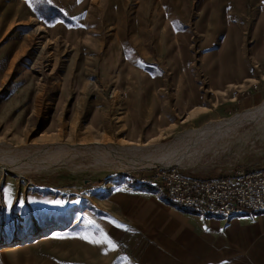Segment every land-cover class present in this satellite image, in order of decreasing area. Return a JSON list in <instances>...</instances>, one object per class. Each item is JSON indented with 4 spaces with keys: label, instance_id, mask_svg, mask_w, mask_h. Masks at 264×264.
<instances>
[{
    "label": "rangeland",
    "instance_id": "374dc122",
    "mask_svg": "<svg viewBox=\"0 0 264 264\" xmlns=\"http://www.w3.org/2000/svg\"><path fill=\"white\" fill-rule=\"evenodd\" d=\"M263 107L264 0H0V264L93 263L101 233L126 252L174 204L154 167L264 166L255 119L198 141ZM141 145L171 154L132 167Z\"/></svg>",
    "mask_w": 264,
    "mask_h": 264
},
{
    "label": "crops",
    "instance_id": "0c3cea01",
    "mask_svg": "<svg viewBox=\"0 0 264 264\" xmlns=\"http://www.w3.org/2000/svg\"><path fill=\"white\" fill-rule=\"evenodd\" d=\"M171 205L157 207L151 223H134L140 233L127 234L126 252L105 249L84 264H264V211H244L227 221Z\"/></svg>",
    "mask_w": 264,
    "mask_h": 264
},
{
    "label": "built area",
    "instance_id": "2783aa9c",
    "mask_svg": "<svg viewBox=\"0 0 264 264\" xmlns=\"http://www.w3.org/2000/svg\"><path fill=\"white\" fill-rule=\"evenodd\" d=\"M149 181L161 184L172 203L204 214L233 217L264 211V166L204 178L185 174L175 165H159Z\"/></svg>",
    "mask_w": 264,
    "mask_h": 264
},
{
    "label": "bare ground",
    "instance_id": "6f19581e",
    "mask_svg": "<svg viewBox=\"0 0 264 264\" xmlns=\"http://www.w3.org/2000/svg\"><path fill=\"white\" fill-rule=\"evenodd\" d=\"M39 29H43V27L39 26ZM245 116H246V114H245ZM245 116H235V117L229 119L227 122L225 121V122H221L220 124H215L214 126H211L207 130H205V132L201 131V133H199L198 141L204 145H212V144H214V142L217 138H219V137L223 138L225 135L228 136V135L232 134L233 132L238 131V129H240L244 125V123L249 121V119H251V120L255 119L254 121H255L256 125H258V128L264 129V107L259 109V110L253 111L252 114H247L246 117ZM195 132H197V131L196 130H190L189 131L190 136L192 137L194 135H197L198 132L197 133H195ZM161 146L162 145H156V147L153 148L152 150L150 147H147L146 145H141V146L137 147L136 150H139V152H141V153L143 152L142 156H141L142 159L139 162H130V165L132 167H138V165L142 162L149 163L155 159L165 160L167 156L168 157L170 156L171 152L170 153L168 152L169 151L168 147L166 149H164ZM54 147H56V149H58L57 151H59V152H61V151H67L68 152V151L75 150V148L73 149V147H71L69 145L55 144V145H50V146H46V147L44 146L45 152L49 151V149L54 150ZM112 156L116 158V156H114V155H112ZM137 160H138V158H137ZM120 162L121 163H118L119 166H121V167L126 166L125 165L126 161L124 162L122 160ZM1 167H2V165H1Z\"/></svg>",
    "mask_w": 264,
    "mask_h": 264
},
{
    "label": "snow or ice",
    "instance_id": "6c2138e0",
    "mask_svg": "<svg viewBox=\"0 0 264 264\" xmlns=\"http://www.w3.org/2000/svg\"><path fill=\"white\" fill-rule=\"evenodd\" d=\"M115 223V222H113ZM116 227H123L122 225H119V224H115ZM101 236H102V240H98L96 241L97 243H106L110 248H115L116 247V244L110 239L107 237L106 234L104 233H101Z\"/></svg>",
    "mask_w": 264,
    "mask_h": 264
}]
</instances>
